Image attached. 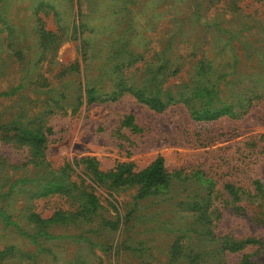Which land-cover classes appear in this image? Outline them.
Masks as SVG:
<instances>
[{
    "label": "rangeland",
    "instance_id": "1",
    "mask_svg": "<svg viewBox=\"0 0 264 264\" xmlns=\"http://www.w3.org/2000/svg\"><path fill=\"white\" fill-rule=\"evenodd\" d=\"M122 4L130 12L121 11ZM168 4L178 5L181 19L187 17L188 22L182 25L187 30L185 40H190L189 36L191 40L207 39L201 41L205 46L199 47L214 68L226 66L230 75L223 80L216 74L199 80L193 91L182 95L181 101L168 99L160 111L141 102L128 89L109 96L116 81L112 82V76L107 74L99 77L100 69L113 71L119 62L115 72L123 70L132 82H141L145 78L141 67L166 40L164 29L179 28L178 23L169 22L171 16L162 14ZM129 13L133 18L130 26L140 32L135 43L141 55L127 58L119 49V53L105 60L106 51L120 43L88 42V57L82 61V31L90 26L122 33L128 29ZM38 16L47 29L61 36V41L54 43L44 56L35 35ZM78 27L79 39L73 33ZM19 49L23 57L17 60L13 50ZM185 52H176L181 65L179 73L165 82H150L157 95L173 96L193 79L201 64L196 58H184ZM233 59L237 60L234 73L228 66ZM76 62L86 66L87 78L92 76L95 88H101L98 93L89 94L88 101L82 95L80 104L75 98L85 81L77 69L72 70ZM22 79L25 84L33 82L30 90L16 89L14 94L0 96V114L6 116L5 120L11 119L20 107V92L29 95L22 101L29 112L21 122L26 124V119L43 116L51 128L45 161L53 169L59 170L84 157L95 158L103 171L122 162L142 169L160 156L171 178L167 191L140 199L137 187L109 191L93 183L83 165H78L71 172V180L99 197L104 216L114 219L116 213L125 216L132 209L128 217L122 218L120 231L108 234V238L92 239H108L109 245L116 242L119 247L125 240L131 249H120L114 258L109 257L114 249L96 245L91 254L82 240L78 243L77 238L69 237L75 232L73 228L60 226H53L43 238L34 241L18 231L24 227L20 216L27 203L43 218L58 208H67L69 203L51 192L33 200L19 193V186L31 188L35 184L36 169L26 164L24 149L0 136V190L6 192L12 187L16 191L11 198V220L18 224H5L0 217V248L14 244L22 256L7 264H31L28 253L37 248L36 242L50 247L52 254L48 259L55 256V264H72L79 257L87 264H173L168 256L176 239L190 240L195 250L208 251L213 239L219 243L211 237L213 229L214 237L254 238L261 243L234 253L219 250L215 258L209 254L205 264H241L243 255L255 264H264V196H252L256 192L253 182L260 181L264 186V0H217L216 4L208 0H74L72 4L67 0H0V91L17 88ZM61 93L67 96L62 99L64 106L54 108ZM190 104L210 111L194 113ZM4 131L0 126V135ZM50 182L51 176H46L39 184L41 188H52ZM227 184L245 191H241L239 200L229 198ZM137 247L143 249L132 250ZM49 262L41 254L35 264Z\"/></svg>",
    "mask_w": 264,
    "mask_h": 264
},
{
    "label": "trees",
    "instance_id": "2",
    "mask_svg": "<svg viewBox=\"0 0 264 264\" xmlns=\"http://www.w3.org/2000/svg\"><path fill=\"white\" fill-rule=\"evenodd\" d=\"M74 0H67L69 4H72ZM211 4H216L217 0H208ZM168 8L166 10H162V14L164 16H171L169 22L172 24H179L178 29L174 28H166L164 29V33L166 34V40L159 45V50L154 51L150 54V57L147 58V62L145 65L141 67L142 76H145L143 80L137 84L131 81V76L126 74L123 70L114 71L116 68H119V62L114 66L113 71L111 69H100V74L98 76L109 75L112 76V82L116 81L113 85V90L108 94L109 96H115L120 91L128 89L132 92L137 99L146 105L150 106L156 110H163L165 108V101L169 99V101H181L182 95L186 93H190L196 88L201 79H208L209 76H213L214 74L219 75L220 80L225 79L229 73H226V66L218 68L217 65L215 68L211 60L207 58L206 52L199 47L201 44L203 47L205 44L201 43V41L205 38L200 37L199 39H192L189 36L188 40L185 36L187 30L182 27L183 24L188 22L187 17L181 19L180 13L177 10L178 5L168 4ZM55 8V7H54ZM121 11H129L128 7L122 4L120 8ZM170 10V12H168ZM177 10V11H174ZM166 11V12H165ZM78 13V11H77ZM73 15V12H72ZM126 16H129L127 20V27L122 33H114L110 29L101 28L100 30H95L90 28H85L82 31L84 35V40H79V50L81 54L82 61L88 57L87 48L85 44L94 43H107V44H119L122 48L118 47H110L106 53L104 54V59L108 60L119 53V49H122L120 54L123 55L125 53L127 58H138L141 55L140 49L138 45L135 43L136 37L140 36V32L130 26L133 23V18L130 13ZM125 17V16H124ZM124 17H120L121 19ZM148 18H151L148 14ZM129 25V26H128ZM77 28L74 25L73 20V29ZM81 29L78 27L77 30H74V34H77V39L81 35ZM127 32V33H126ZM126 33V34H125ZM35 35L38 37V42L40 46L43 48L42 56L46 54V51H50L52 45L56 42L61 41V36H58L55 31L49 30L45 27V21L41 19L40 16L37 17V24L35 27ZM120 36H122L120 38ZM141 37V36H140ZM90 39V41H88ZM122 39L129 40L127 43ZM207 39H205L206 41ZM89 42V43H88ZM84 43V44H83ZM180 44V48L179 45ZM183 44V45H181ZM130 47L129 49H126ZM179 48V50H178ZM15 51V57L17 60H20L23 57V52L21 49L13 50ZM113 51V52H112ZM178 51H186L184 54V58H196L199 64H201L200 68H198L194 74L193 79L187 81L186 84H183L180 90L173 96H165L161 97L157 95L156 87L150 85V82L154 80H159L165 82V80L173 76L180 71V62H178V57L176 56V52ZM99 57L102 56V53H97ZM93 56H89L88 59H91ZM237 60L233 59L232 63L228 64L229 67L232 68L233 73L237 67ZM121 64V63H120ZM104 64H102V67ZM77 69V74L84 78L85 83L83 84L79 81L80 88L79 96L75 98L77 102L81 100L83 95V99L88 101L91 98L89 94L98 93V90L101 88H95V79L90 76L87 78V68L85 65L80 66L77 62L73 66L72 70ZM219 69V70H218ZM206 71V72H205ZM157 73V74H155ZM82 79V78H81ZM24 79H22L21 83L18 87L9 88L6 91H0V96H7L9 93L14 94V90L16 89H24L25 91L30 90V84L33 82L23 83ZM26 87V88H25ZM20 92L21 94L18 96L22 100L20 101V107L18 110L11 116V119L5 120V115L0 114V126L5 129L4 135L1 139L5 140L7 143H11L13 146L22 148L27 152V162L26 164H31L33 168L36 169L34 172L33 182L35 184L30 188H26L24 186H19V193H23L25 195H29L30 200L38 199L39 195L46 193H54L57 196L64 198L65 201L69 203L67 208H58L53 213L47 217L43 218L38 214L31 203H27L26 207L21 210V220L24 223V227L19 229L18 231L24 235L25 237L43 238L48 232L47 230L51 229L53 226H60L66 228H73L75 232L70 234V238H77L75 242L79 243V240H82L88 246V251L92 254V248L96 245L100 247L105 246L107 249H112L113 253L109 255V257L117 256V251L124 249H131L127 246V241L122 240L119 247L117 243L108 244L109 240L98 241L93 240L95 238L102 237L108 238V234H114L117 231H120V226H123L122 218L125 216H129L132 212L128 210V212L123 215H119L116 213V217L114 219L107 218L103 215L102 206L99 203V197L92 191H87L86 189L78 186L75 181L71 180V172L78 165H83L85 172L87 173L90 180L96 185L104 186L107 190L115 192L122 189L129 188H138L137 198H146L153 194H161L165 192L169 188L170 184V174L167 172L164 166V160L162 157L158 156L153 161H151L147 166L142 169H135L134 165L131 162H122L118 163L114 168L103 171L99 169L98 163L95 158L84 157L78 160H74L72 163H66L59 170H55L45 161V150L47 149L48 136L50 134L51 128L47 126V123L44 121L43 116H34L32 118L26 119V124H23L21 121L23 117L27 115L29 110L25 106H22V101L25 102V98L28 99L29 95L26 93ZM218 92V90H217ZM19 94V93H18ZM59 98L55 102V107L58 109H62L64 103L62 104L65 96L64 94H58ZM191 103V100L188 101ZM194 113L204 114L209 113V109H203L199 107H194L190 104ZM24 164V165H26ZM46 176H51L52 188H41L39 182L44 180ZM254 189L256 192L252 194L255 198H260L264 196V186L260 181L253 182ZM225 190L228 192L229 198L234 201L239 200V194L241 191L244 193V190L240 188L234 187L231 184H227L225 186ZM16 191L12 190V187L7 190H0V217L3 219L5 224H12V226L18 227V224L12 219V196L17 194ZM15 193V194H14ZM251 195V194H250ZM11 199V201L7 200ZM115 204H113L114 206ZM214 230V229H213ZM212 230L211 237L219 240L218 244H215V239L212 241V245L210 250H195L192 246L193 243L189 241L183 242L182 240H175L172 244L169 252L170 262L173 264L178 262V264H205L207 256L215 258L219 255L218 251L221 252L226 251L229 253H234L242 250L246 246L260 244L261 242L254 238L247 239H230L227 237H214V231ZM210 233L209 230H207ZM51 237L58 238V235L50 234ZM60 236V235H59ZM66 235H62L65 237ZM93 238V239H92ZM35 241V240H34ZM199 240L196 238L195 242ZM36 249L32 252H29V260L32 261L31 264H35L36 258L39 255H43L46 257V260L50 261V264L57 263L58 259L55 256H51L52 251L47 245H40V243L36 242ZM199 247V246H198ZM142 250L143 248L137 247L132 250ZM21 254L19 249L16 248V245H5L0 248V264H7L11 259L17 258L20 260ZM88 262L84 261V258H76L75 262L73 260L72 264H87ZM96 264H102L101 262H97ZM241 264H255L254 261L249 259V256L243 255Z\"/></svg>",
    "mask_w": 264,
    "mask_h": 264
}]
</instances>
